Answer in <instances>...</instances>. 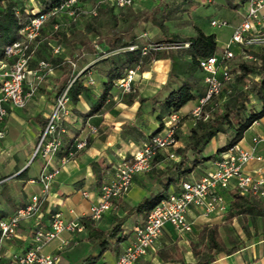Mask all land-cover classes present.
<instances>
[{
  "label": "crops",
  "instance_id": "crops-1",
  "mask_svg": "<svg viewBox=\"0 0 264 264\" xmlns=\"http://www.w3.org/2000/svg\"><path fill=\"white\" fill-rule=\"evenodd\" d=\"M203 1V5L208 7L213 16L207 22L198 20L195 30L199 29L205 34L215 35L218 53H220L230 39L231 27L244 18L246 4L240 5L241 0H213L211 3H208V0ZM212 19H225L229 22L230 27L221 30L214 29L210 26ZM140 43L145 45L142 41ZM232 50L238 55V46H233ZM248 51L255 54L259 53L261 49L253 45ZM38 60L40 58L36 56L30 63V70L36 67ZM99 66L90 68L87 75L83 77L87 91L79 96L78 102L75 105L68 103L70 112L62 123L65 128L62 144L47 168H58L59 173L51 185L49 196L41 206L43 217L40 224L42 227H48L55 212H60L66 222L74 220L83 225L82 221L88 217L89 207L97 198L99 190L91 164L101 162L107 167L103 183L112 175L116 165L122 161L130 160L135 150L148 142L150 134L159 126L156 121L157 114L160 113L164 120L167 117V113L164 112L160 103L155 104V111H152V107L154 106L153 100L161 101L169 92L165 86L170 68L168 60L154 61L147 64L145 70L137 73L130 93L137 97L132 104H126L123 100V93L114 88L112 95L106 100L101 110L86 117L101 94V85L104 81L103 70L106 67L103 65V69L100 70ZM81 73L79 72L78 76ZM58 76L59 72L54 70L47 80L39 84L25 108L9 111L6 119V135L3 140H0V196L5 198L4 203L0 204V217L11 214L17 207L28 202L32 196L40 195L41 186L31 181L36 180L41 174L44 162L40 157L34 156V150L45 128V121L55 109L54 86ZM90 80L93 82L91 85L88 84ZM31 81L32 78L29 76L25 82V89L28 88ZM201 86V93H203L202 83ZM139 98L144 99L145 102L140 103ZM195 101L190 102L179 111L183 117L181 123L187 122ZM87 125L95 127L96 133H91L86 127ZM261 136H264V118L254 123L245 132L238 146L244 150H251L252 139ZM83 139H86V147L76 153L75 159L61 164V160L66 157L69 141L73 143L72 148L74 149L75 144ZM183 142L178 141L176 148L182 146ZM255 153L263 160L246 164L243 171L264 176V145H257ZM219 155L194 170L198 175L197 178H192L191 173L185 180L198 179L213 169V164ZM165 157L166 153L159 154L158 161L153 164L152 170L136 176L126 195L117 201L116 207L105 213L99 221H92L93 224L102 230H107L114 217L124 215L142 198L157 192L159 188L156 184L155 174L157 171L163 170L170 161ZM176 190L177 187L172 186L167 194ZM82 192H87L88 197H83ZM225 198L231 201V192L225 194ZM261 200L264 202V199ZM226 212L205 216L199 209L192 208L188 214L193 222V230L190 234L179 236L171 225L166 224L155 249L150 250L135 264H181V260L184 263L195 262L192 243L196 240L202 226L222 223ZM143 220L144 218L140 216L132 215L124 221L123 228L127 236L120 243L119 252L129 241L133 227L142 224ZM233 227L239 231L237 225H233ZM32 236V222L22 221L18 228V236L4 244L0 263L6 264L13 253L30 247ZM63 238H68L70 244L58 251L60 239ZM43 252L58 254L60 260L56 264H79L85 256L96 254L98 249L87 240V230L83 225V230L80 232L62 233L58 239L46 245ZM118 253H104L98 264H115ZM212 264H264V238L253 237L252 240L245 243L243 248L230 255L218 254Z\"/></svg>",
  "mask_w": 264,
  "mask_h": 264
},
{
  "label": "built area",
  "instance_id": "built-area-1",
  "mask_svg": "<svg viewBox=\"0 0 264 264\" xmlns=\"http://www.w3.org/2000/svg\"><path fill=\"white\" fill-rule=\"evenodd\" d=\"M213 0H208L211 3ZM144 0H97L86 9L81 0H63L57 7L46 13H37L19 31L20 39L4 49V60L0 61V140L6 135V119L12 109H23L34 96L37 86L50 77L53 66L50 61L40 59L36 67L30 70V63L35 59L41 30L45 24L56 19L53 31H58L62 19L75 23L78 17H95L97 8L101 4H108L119 12L127 8L141 5ZM33 14L38 5L30 0ZM264 0H247L246 14L236 25L232 26V34L220 53L214 54L199 63L202 75L203 94L196 99L189 117L192 123L199 119H207L204 109L213 100L220 96L224 84L232 80L230 62L239 58L251 64L259 65L260 61L248 49L256 45L264 52ZM39 12V11H38ZM210 26L221 30L230 27L225 19H212ZM68 34V30H66ZM162 45L148 44L141 48L142 56L150 50ZM189 44H184L188 47ZM239 47L238 55L232 50ZM95 47H97L95 45ZM137 45L127 47L125 50H137ZM61 45L52 48L53 55H60ZM110 55V54H109ZM72 66L75 67L74 63ZM140 71V65L126 71L123 78L114 82V88L124 93L132 92V83ZM31 76L32 81L25 89V82ZM88 84L93 82L90 80ZM68 97L66 91L58 97L54 111L48 116L46 126L41 133L34 150V156L40 157L44 162L43 170L32 183L41 186L40 195L32 196L24 205L17 207L11 214L0 217V261L3 246L7 241L18 236V228L22 221L32 222L33 236L30 247L23 251L13 253L6 264H56L59 262L58 254L43 252V248L58 239L64 232L75 233L83 230V225L71 220L64 221L60 212H55L48 227H42L40 220L43 217L42 203L50 194V189L58 168L47 169L53 157L62 144V135L65 128L62 123L69 114ZM183 117L179 112L169 114L164 120L163 128L148 142L135 150L130 160L122 161L113 169L112 175L104 181L98 190V196L90 205L88 217L92 221H99L103 215L116 207L119 199L129 191L134 178L150 172L155 158L166 153L167 160H175L177 147L176 134ZM91 133L96 128L86 126ZM251 150L241 149L238 144L219 155L213 164V169L198 179L183 180L176 191L169 192L146 215L142 224L135 225L131 231L129 241L121 248L115 264H135L138 259L154 250L157 241L166 224L171 225L179 236H187L193 230V222L188 214L192 208H197L205 216L225 213L230 201L225 198L228 192L238 191L241 196L251 195L264 199V176L258 173L249 174L243 167L252 162H261L263 158L255 153L256 146L264 145V136L252 139ZM86 147V139L80 140L74 149L68 152L61 160L66 164L75 159L76 153ZM88 197L87 192H82ZM70 244L68 238L60 239L58 251ZM1 264V263H0Z\"/></svg>",
  "mask_w": 264,
  "mask_h": 264
},
{
  "label": "trees",
  "instance_id": "trees-1",
  "mask_svg": "<svg viewBox=\"0 0 264 264\" xmlns=\"http://www.w3.org/2000/svg\"><path fill=\"white\" fill-rule=\"evenodd\" d=\"M38 5L37 11L33 14L30 0H0V61L4 60V49L20 39L19 31L37 13H46L57 7L63 0H34ZM97 0H81V4L89 2L94 4ZM183 0L182 2L185 3ZM162 3L163 0H160ZM247 0H241L240 5L246 4ZM85 6V5H84ZM127 8L124 10H132ZM108 4H101L97 8L95 17L85 18L91 21L86 22L83 29H79L75 23L62 19V27L58 31H53L56 19L49 20L41 30L37 39L38 50L36 56L40 59L50 61L53 69L59 72L57 82L54 86L55 100L65 91L68 103L75 105L79 96L87 91L83 77L87 75L91 67L85 69L75 80L77 71L73 68L74 58L63 59L60 55H53L52 48L55 45H66L69 50L87 53H98L110 55L96 62L93 66L104 65V81L101 85V94L95 105L90 109L86 117L91 116L101 110L106 100L112 95L114 82L123 78L126 71L140 65V71L146 69L147 64L157 60H168L170 68L165 83L169 89L168 94L161 100H153L155 104L160 103L167 116L173 112H179L190 102L198 99L201 93L202 75L199 63L214 54L218 53V45L215 35L205 34L199 29L193 35L182 36L169 33L167 23L176 13L175 10L168 11V6L163 2V7L157 5L151 12L143 15L133 14L132 20L122 28L119 26L118 13ZM39 11V12H38ZM101 20L104 27L99 28L96 21ZM147 23L156 28L160 39L147 44L162 45L150 50L146 56H142L141 48L145 45L138 40L136 30L140 23ZM68 30V34L66 33ZM43 35H49L54 41V46L50 48L48 56L41 53L40 43ZM93 41V43H91ZM188 43L186 48L184 44ZM98 46L96 48L94 46ZM137 45L134 51L125 50L127 47ZM104 49V52H100ZM71 52V53H72ZM77 56L79 54H76ZM254 56L260 61L259 65L241 61L236 58L231 67L232 80L224 84L220 99L217 105L210 103L205 107L207 119H199L192 123L186 139L182 146L175 149L176 159L169 161L163 170L157 171L155 177L159 190L142 198L122 216H116L109 229L102 230L93 224L87 217L82 221L87 230V240L98 249L96 254L85 256L79 264H98L99 259L106 252L117 254L120 243L126 238L123 223L130 216H140L145 218L148 212L162 199L165 198L170 187H178L194 170L214 157L203 155L207 145L218 137H225L226 143L217 150V154H222L237 145L243 138L245 132L256 122L264 118V52L255 53ZM74 80V81H73ZM137 96L130 93L123 94L126 104H132ZM126 98H129L128 100ZM140 103L145 100L139 98ZM156 121L158 128L150 134L149 138L158 133L164 125L163 116L158 113ZM47 120L44 123L46 126ZM177 139V137H176ZM69 141L67 152L72 148ZM158 161V156L154 163ZM92 171L96 175V186L100 187L103 181L105 170L107 169L101 162L91 164ZM229 209L225 214L222 223L203 225L196 240L192 243V253L196 258L193 263L181 264H212L218 254L230 255L245 246L247 241L253 237L264 238V202L251 195L241 196L238 191L231 192ZM233 219L241 220L239 231L233 227L236 235L231 234V229L226 225ZM259 220V226L257 225ZM249 221L251 225H249ZM221 229L224 230L222 235Z\"/></svg>",
  "mask_w": 264,
  "mask_h": 264
},
{
  "label": "rangeland",
  "instance_id": "rangeland-1",
  "mask_svg": "<svg viewBox=\"0 0 264 264\" xmlns=\"http://www.w3.org/2000/svg\"><path fill=\"white\" fill-rule=\"evenodd\" d=\"M183 0H163V2L166 3L168 6V11L175 10L176 13L171 17L169 22L167 23L166 27L169 33L179 34L182 36H189L192 35L195 31V28L198 24V20H203L207 22L210 20V18L213 16V13L208 10V7L203 5V0H189L185 1V3L182 2ZM163 2L161 3L160 0H144V2L134 7L132 10H124L121 13H118L119 16V26L122 28L126 23L132 20L133 14L138 15H146L149 12H151L157 5H160V8L163 7ZM86 9H89L91 7V3L87 2L84 4ZM88 16H80L77 19V22L75 23L76 26L79 29H83L86 25V22H89L91 20L86 19ZM96 25L99 28L104 27L101 20H97ZM136 34L140 41L144 43L157 41L160 39V35L158 33V30L156 28L151 27L147 23H140V27L136 30ZM43 41L40 43L41 53L44 56H48L50 48L53 47L54 41L51 39L49 35H43ZM93 43V41L91 42ZM62 52L60 53V58H63L65 60L74 58V65L73 67L78 73L83 72L85 69L89 67H93V65L100 61L101 59L108 56V53H105L103 55L98 53H87L86 51L81 50L78 52H72L69 50V48L62 44ZM95 46V44H94ZM98 48V46L96 47ZM72 52V53H71ZM100 52H104V49H102ZM76 54H79L78 56ZM234 62H230V66L233 65ZM100 70L103 69V65L99 66ZM140 72V71H139ZM78 73L76 76H78ZM46 78L45 80H47ZM39 86V85H38ZM37 86V87H38ZM220 97V96H219ZM217 97L213 100L212 105H217V103L221 102V99ZM190 114V113H189ZM182 122V121H181ZM192 125V120L188 115L187 122L180 123L178 130H177V141L183 142L186 139V136L188 134L189 128ZM226 143L225 137H218L214 140H212L207 147L205 148V151L203 155L205 157H214L217 154V150L221 147H223ZM198 175L196 172L192 173V178H197ZM3 196H0V204L4 203ZM10 204V203H9ZM241 220H234L231 223L227 224L226 227L231 229V234L236 235L235 230L233 229V225H239L241 224ZM257 225L259 224V220H257ZM249 225H251V222L249 221ZM222 235L224 234V230H221Z\"/></svg>",
  "mask_w": 264,
  "mask_h": 264
},
{
  "label": "water",
  "instance_id": "water-1",
  "mask_svg": "<svg viewBox=\"0 0 264 264\" xmlns=\"http://www.w3.org/2000/svg\"><path fill=\"white\" fill-rule=\"evenodd\" d=\"M76 78H77V76L74 78V80H75ZM74 80H73V81H74Z\"/></svg>",
  "mask_w": 264,
  "mask_h": 264
}]
</instances>
